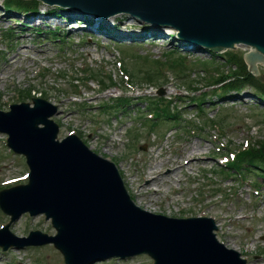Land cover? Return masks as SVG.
<instances>
[{
	"label": "rangeland",
	"instance_id": "1",
	"mask_svg": "<svg viewBox=\"0 0 264 264\" xmlns=\"http://www.w3.org/2000/svg\"><path fill=\"white\" fill-rule=\"evenodd\" d=\"M2 2L0 0V19L5 20L0 21V109L8 110L12 103L32 102V96L38 92L37 96L59 108V114L53 116L60 127L59 137L75 131L94 152L115 162L138 206L171 217L211 216L218 224L220 241L238 249L249 264H264V178L246 172L243 177H231L220 168L230 158L229 149L234 152L246 143L264 139V103L257 101L249 88L237 95L218 98L211 88H205L209 73L227 72L229 63L218 57L213 66L202 64L198 59L208 62L212 60L211 55L197 48L191 51L178 48L176 53L173 46L178 47L179 41L174 39V29H148L136 17H132L134 25L129 26L127 32L134 33L140 28L156 30L161 38L157 42L152 34L139 38L146 34L144 32L136 40L118 42L93 34L85 29L87 24L83 26L78 19L73 22L50 19L48 26L37 27L26 22V14L5 11ZM40 9L46 11L48 7L43 5ZM130 17L117 14L112 24L117 28L115 24L120 20L126 22ZM13 18L21 22L15 24ZM59 23L66 25L63 29L58 27L59 33L68 31L65 42H55L50 35H39L35 31ZM14 25L12 35L6 39L3 30ZM70 28L74 30L69 32ZM120 30L123 31L122 27ZM8 40L12 42L8 44ZM43 48H47L46 53L41 52ZM248 49L240 45L230 52L242 57ZM174 56H178L175 61ZM182 61L185 68L178 65ZM9 62L13 64L8 67ZM216 66L220 69L215 71ZM43 67L48 70L44 71ZM123 69L129 77L122 75ZM179 70L188 72L185 79L178 74ZM82 73L91 75L93 81L81 79ZM258 78L264 81V64L259 65ZM187 81L196 91L188 88ZM102 84L109 87L104 92ZM203 90L208 91V95L203 103L205 112L200 114L188 93L201 95ZM178 92L182 93L180 100H177ZM121 95L129 96L131 105L109 113L111 109L106 107L115 96ZM155 96L177 100L175 105L180 108L182 117L178 128L167 122L149 131L150 124L144 121L143 115L149 102H142L140 98ZM195 126H199L197 134L190 132ZM194 148L199 150L193 151ZM27 173L24 157L8 151L6 137L0 133V189L25 183ZM151 175H158L159 181L148 187L146 183ZM14 178L18 181L7 183ZM9 219L4 213L0 215V228ZM10 228L17 236H27L36 229L56 234L51 220L43 215L25 214ZM152 263L149 256L140 255L94 264ZM0 264L65 263L61 252L49 244L7 251L0 248Z\"/></svg>",
	"mask_w": 264,
	"mask_h": 264
},
{
	"label": "water",
	"instance_id": "2",
	"mask_svg": "<svg viewBox=\"0 0 264 264\" xmlns=\"http://www.w3.org/2000/svg\"><path fill=\"white\" fill-rule=\"evenodd\" d=\"M91 14H121L177 30L184 42L216 52L239 44L249 70L264 63V0H40ZM0 110V131L27 157L29 182L0 191V207L13 216L46 214L57 234L33 231L17 237L7 225L0 245L21 247L53 242L67 264H89L109 256L147 253L154 264H247L220 242L209 217L175 218L152 213L131 199L116 164L92 151L77 135L57 140L50 118L57 107L42 98ZM42 124V126H41Z\"/></svg>",
	"mask_w": 264,
	"mask_h": 264
},
{
	"label": "trees",
	"instance_id": "3",
	"mask_svg": "<svg viewBox=\"0 0 264 264\" xmlns=\"http://www.w3.org/2000/svg\"><path fill=\"white\" fill-rule=\"evenodd\" d=\"M39 4H40V1L38 0H5V5L9 9L16 7L19 9L36 10ZM212 54L216 56L214 52H212ZM222 57H225L226 62H228L230 66L232 67L235 66V69L231 68V72L229 71L225 73L223 72V70H219L220 69L219 68L217 75L210 73L209 74L210 79H207L206 86H210L218 82H223L226 79H229L227 83L223 82L224 91H227L230 89L240 91L246 86H251L254 89H257L261 94H264V84L260 83L254 75H252L250 72L247 71L246 69L247 67L243 60V57H241L239 54L234 53V52H227ZM177 59H178V56L173 57L174 61ZM198 60L202 64L207 63L208 65L211 66L210 63L212 62L210 63L205 62V60H202L201 58H199ZM169 64L173 65L172 62H169ZM183 64H184L183 61L178 63V65L185 68L186 65H183ZM178 73L179 75H181L183 79L186 78L185 76L186 74L183 72V70H179ZM186 85L188 86L189 89H196L190 85L189 81L186 82ZM169 106L170 105L161 106L160 104H157L154 107L155 109L154 111L158 112L160 116L166 115L168 117L173 118L175 117L176 113L172 112ZM230 165L231 167L235 169H245L248 172H252V171L257 172V169H258L259 172L257 173L264 175V139L261 141L257 140L256 142L251 143V145L247 149H244L240 152L236 160L231 162Z\"/></svg>",
	"mask_w": 264,
	"mask_h": 264
},
{
	"label": "bare ground",
	"instance_id": "4",
	"mask_svg": "<svg viewBox=\"0 0 264 264\" xmlns=\"http://www.w3.org/2000/svg\"><path fill=\"white\" fill-rule=\"evenodd\" d=\"M48 15H52V16H48ZM62 17L63 18H67L68 20H70L72 22H73V20L78 19V21H80V24H82L83 26H85V24H87L86 22L90 18L88 14L83 13V12H79V11L74 12V11H70V10H64V11H61V13L56 12V14H54V13H45V14H42V15L41 14L29 15V17L26 19V22H30V23H33L35 25H37V24L42 22V24H44L45 26H48L50 24V22H51L50 19H57V18L62 19ZM116 17H117V15L116 16L114 15L113 17L108 18L106 20L98 19V20H96L97 21L96 27H94L93 29H89V30L95 35H98L100 37H105V38H112L114 40H117L118 42H124V41H128V40L129 41L136 40V38L139 36L140 33H144L145 32V30L142 29V28H140L139 31H136L134 33L127 32L128 27L134 25V24H131L133 16L128 18V20L126 22L120 20L119 23L115 24L116 26H118L117 28H119V30L116 31L117 28H115L114 24H112L113 23L112 22L113 18L116 19ZM125 18H127V17H125ZM4 20H5V18H1L0 19V21H4ZM70 25L72 26L73 24H70ZM54 26H53V28H54ZM121 27H122L123 31L120 30ZM50 28H52V27L50 26ZM85 29L88 30L87 27ZM136 33H138V34H136ZM150 34L155 35L154 36V41L155 42H157V40H159L161 38V33H159L156 30L152 31ZM143 35H145V36H143ZM143 35H141L139 38H143V37L146 38V36L148 34L146 33V34H143ZM195 48H197V47H195ZM193 51H196V49L193 50ZM41 52L46 53L47 52V48L41 49ZM11 64H13V63L9 62V63H7V66L9 67V66H11ZM73 113L74 112L72 111L71 114H73ZM197 150H199V148H194L193 149V151H197ZM171 171L173 173L175 171V169L173 168ZM151 176L152 177L146 183V186L155 185V184L158 183V181H159L158 177L159 176L158 175L157 176L156 175H151Z\"/></svg>",
	"mask_w": 264,
	"mask_h": 264
}]
</instances>
